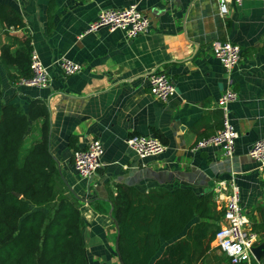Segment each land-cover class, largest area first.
<instances>
[{
  "label": "crops",
  "instance_id": "obj_1",
  "mask_svg": "<svg viewBox=\"0 0 264 264\" xmlns=\"http://www.w3.org/2000/svg\"><path fill=\"white\" fill-rule=\"evenodd\" d=\"M0 2L18 10L27 27V31L6 34L0 19V107L12 101L27 112L34 100L47 105L50 152L66 188L79 201L90 264H122L112 203L120 186L141 192L178 188L213 192L217 208L223 210L216 181L234 175L252 227L260 221L264 169L249 151L255 141L264 138V0L239 4L234 0ZM133 4L149 18L144 34L128 39L121 29L89 31L101 10ZM26 32L49 68L52 81L48 88L16 85L1 61L2 46ZM216 39L242 48V59L231 73L213 54ZM63 56L80 62L82 71L64 76L57 64ZM155 71L166 72L176 84L177 94L168 101L151 93L150 76ZM229 88L239 93V99L230 104L231 121L239 132L234 155L225 156L217 146L192 151L199 139L222 127L218 99ZM132 134L158 137L168 148L161 155L142 159L127 144ZM72 135L78 139L77 149L69 144ZM39 137L40 121H34L28 145ZM95 138L105 145L102 166L92 180H83L74 169V153ZM201 220L196 217L172 239L162 238L160 251L150 264ZM201 223L206 263L232 264L215 240L212 221ZM256 263H264V256L250 264Z\"/></svg>",
  "mask_w": 264,
  "mask_h": 264
},
{
  "label": "trees",
  "instance_id": "obj_2",
  "mask_svg": "<svg viewBox=\"0 0 264 264\" xmlns=\"http://www.w3.org/2000/svg\"><path fill=\"white\" fill-rule=\"evenodd\" d=\"M0 19L6 34L27 31L22 14L2 2ZM32 50L28 32L2 46L1 61L11 81L32 75ZM34 121H40V137L28 145ZM50 126L49 109L41 100L31 102L27 112L12 101L0 107V264H90L86 223L50 152ZM77 141L72 135L70 146L77 149ZM112 203L124 264H150L160 251L161 239L179 235L196 217L212 221L216 236L224 216L213 192L199 194L192 188L141 192L120 186ZM201 221L170 244L154 264H207ZM253 230L258 244L263 242L264 216L254 222Z\"/></svg>",
  "mask_w": 264,
  "mask_h": 264
},
{
  "label": "built area",
  "instance_id": "obj_3",
  "mask_svg": "<svg viewBox=\"0 0 264 264\" xmlns=\"http://www.w3.org/2000/svg\"><path fill=\"white\" fill-rule=\"evenodd\" d=\"M242 3L245 0H234ZM101 27L110 30L121 29L128 39L144 34L149 28V18L135 4L123 8H107L101 10L97 20L91 24L89 31ZM214 56L222 63L227 73L233 72L242 59V48L239 44L216 39L212 42ZM57 64L64 76H72L82 71L83 65L68 57H61ZM30 77H22L15 81L16 85L48 88L52 77L48 66L36 49L31 52ZM150 88L154 98L168 101L177 94L174 80L166 72H153L150 76ZM239 99V93L234 88L225 90L218 99V107L223 113V125L214 134L199 139L191 150L196 152L210 146L220 147L223 154L232 157L235 153L236 140L239 132L230 117V104ZM128 146L144 159L163 154L167 145L155 136L132 134L127 138ZM105 145L101 139L95 138L89 144L75 151L73 166L83 180H92L102 166L101 158ZM261 169H264V138L254 142L249 151ZM215 191L217 200L223 201V223L216 233L215 240L221 250L230 258L232 264H250L255 255L253 247L258 245L259 236L253 230L251 219L241 204L240 187L234 175L230 178H219ZM264 264V263H262Z\"/></svg>",
  "mask_w": 264,
  "mask_h": 264
},
{
  "label": "water",
  "instance_id": "obj_4",
  "mask_svg": "<svg viewBox=\"0 0 264 264\" xmlns=\"http://www.w3.org/2000/svg\"><path fill=\"white\" fill-rule=\"evenodd\" d=\"M116 249H117V253H118V256L120 258L121 263L124 264L123 261H122V257H121L120 249H119V234H118V238H117V242H116ZM252 251H253V253L255 255V258L258 261H260L262 259V257L264 256V241L259 243L256 246H254Z\"/></svg>",
  "mask_w": 264,
  "mask_h": 264
}]
</instances>
